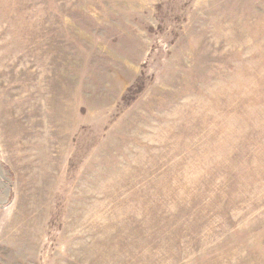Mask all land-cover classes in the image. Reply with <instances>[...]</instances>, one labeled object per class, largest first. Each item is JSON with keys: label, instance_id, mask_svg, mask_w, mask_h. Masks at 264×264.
<instances>
[{"label": "rangeland", "instance_id": "1", "mask_svg": "<svg viewBox=\"0 0 264 264\" xmlns=\"http://www.w3.org/2000/svg\"><path fill=\"white\" fill-rule=\"evenodd\" d=\"M0 264H264V0H0Z\"/></svg>", "mask_w": 264, "mask_h": 264}]
</instances>
